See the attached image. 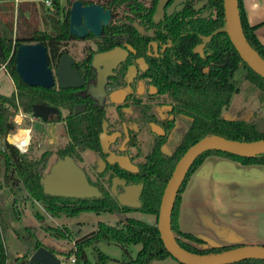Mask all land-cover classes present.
<instances>
[{
	"label": "trees",
	"instance_id": "trees-1",
	"mask_svg": "<svg viewBox=\"0 0 264 264\" xmlns=\"http://www.w3.org/2000/svg\"><path fill=\"white\" fill-rule=\"evenodd\" d=\"M83 1L90 3L93 0ZM98 1L106 7L116 8L123 2L130 3L133 0ZM238 1L243 33L253 48L264 58V44L258 39L254 26L248 23L241 0ZM204 8L207 12L202 15L201 10L193 8L188 3L182 6L181 10L168 15L162 20L161 26L154 31L153 38L159 43V49L155 54L147 56L149 67L146 75L158 87L159 92L169 99L173 106L172 113L177 119L182 120L183 125L173 128V120H169L166 134L161 137L155 135L149 140L146 152L137 162V171H126L118 165L108 168L113 170L110 175L119 174L126 177L130 183H143L139 195L141 205L132 208L122 206L116 195L110 191V187L100 181L92 180L89 176V181L101 192L99 197L68 198L45 194L40 183L42 172L39 169L43 170L47 152L43 151L40 157L32 158L22 152L16 144L8 141L9 132L15 129L12 117L20 107L23 111L31 113L32 104L37 102L69 107L75 98L72 91L64 92L63 89L54 86H33L25 83L15 68L14 55L17 45L22 42L41 41L47 46L49 64L55 65L62 54L60 40L71 39L74 36L69 32L70 7L62 10L57 8L52 15L44 12L46 15L43 18L51 30L47 31L34 24L38 13L34 1L0 0V67L5 65L15 86L9 94L0 92V139L2 140L0 161L3 163L4 185L13 195L16 193V187L25 192V197L41 202L54 219H60L61 216L75 218L84 212L123 216V219L118 217L114 223L97 220L91 225L93 229L76 238H73L71 231L63 223L56 227L48 226L47 229L51 231L53 237L63 238L70 243V249L64 252V255L68 259L74 256L75 263L105 264L109 258L97 248L99 242L115 243L122 248L124 256L120 264H149L154 260L172 257L160 238L157 218L164 187L179 157L189 145L211 133L239 140L264 138V77L241 58L224 31L213 34L205 43L203 56L193 50L200 41L199 34L211 33L224 21L223 0H208ZM27 10H29L28 15ZM59 11L63 12L62 17L58 16ZM144 17L149 20V15ZM116 28L118 25L113 27L109 24L103 32L109 34ZM125 30L129 33L135 32L133 34L137 36L133 27ZM143 38L142 41H138L137 47L142 48L141 51L145 53L148 36ZM133 44L136 45L135 42ZM89 62L90 56L87 55L77 61L74 67H81L80 73L87 77L91 74ZM248 87L255 90V105L250 104L249 97L245 93L240 102L233 104L235 95ZM38 119L42 123L46 122L41 118ZM61 119L58 113L50 120ZM64 119L69 139L66 145L57 148L56 152L59 156L70 155L76 160L81 158V151L86 148L95 151L101 149L98 134L102 129L103 115L96 110V107L88 108L87 111L79 114L70 111ZM130 139L129 144L137 146L134 155H140L139 137L130 134ZM163 145L167 146L168 151L163 149ZM210 154L226 156L242 163H264V153L247 157L208 149L196 157L181 183L171 214V228L178 244L195 254H212L242 245L211 246L202 238L189 232H182L178 228L180 195L191 173ZM18 198L14 196L9 204L15 220L21 219L23 214ZM136 212L154 216V222L148 223L138 219L133 216ZM35 215L38 218L44 217L40 212H36ZM1 217L0 202V264H10L4 239V229L7 224ZM24 230L30 234L29 239L33 240L27 245L24 254L16 257L12 264H27L29 256L39 246H45L37 238L36 233H32V228L24 226ZM20 237L22 239L25 237V241L27 239L25 235ZM137 244L140 247L132 257L129 246ZM89 247H92L97 254L98 260L94 263H91L86 255V249ZM51 251L56 252L52 248ZM231 264H264V260L247 259Z\"/></svg>",
	"mask_w": 264,
	"mask_h": 264
},
{
	"label": "water",
	"instance_id": "water-1",
	"mask_svg": "<svg viewBox=\"0 0 264 264\" xmlns=\"http://www.w3.org/2000/svg\"><path fill=\"white\" fill-rule=\"evenodd\" d=\"M161 2L159 0L158 9ZM174 4V3H173ZM168 8L170 13L173 6ZM224 21L222 25L216 27L211 33L199 35L202 39L193 50L203 56L202 47L213 34L224 31L227 33L232 44L238 51L241 58L258 74L264 77V58L253 48L246 39L240 18V8L238 0H223ZM111 12L102 5L91 2L84 4L83 0H73L69 10V32L73 35L85 36L88 31L95 34L101 32L102 26L107 24ZM156 46V42L153 41ZM128 49L134 50L130 45ZM128 50L121 46H116L104 51H96L91 58V65L96 68L97 89L101 93L107 76L112 73V69L120 61L125 60ZM137 62L142 69L147 66L143 57H138ZM15 68L21 79L29 85H40L51 87L57 82L61 87H77L82 85L83 77L73 68L74 58L69 53H62L55 69L49 65L47 46L41 41L22 42L17 45L14 55ZM136 64L128 66L126 72V85L113 90L110 93L111 99L121 102L129 90V84L137 73ZM32 114L46 121L49 114L58 112V108L42 102L33 103ZM84 110L82 105L76 108L75 112ZM152 129L158 134L164 131L156 124H152ZM114 133L107 135L100 133V142L107 146V138L112 140ZM8 141L13 142L10 135ZM14 143V142H13ZM124 144V143H123ZM122 144V148H123ZM208 149H217L230 152L240 156L252 157L264 153V138L254 140H239L227 138L223 135L211 133L202 136L197 141L187 147L179 157L169 176L159 204L157 227L160 238L170 255L181 264H231L247 259L264 260V245H239L221 252L212 254H195L183 249L177 242L171 228V214L181 183L193 161L202 152ZM109 162L114 159L121 168L131 172L137 171V165L131 161L127 154L117 155L110 151L106 156ZM105 161L100 159L98 171L104 168ZM41 172V168L39 169ZM40 183L45 194L68 198H91L99 197V188L91 183L86 171L70 155L59 157L53 165V170L40 176ZM117 185L123 187V191L117 193ZM143 183H126L125 179L118 176L112 178L111 191L116 195L118 202L122 206L132 208L140 207L139 195ZM27 264H61L57 255L46 246H39L28 258Z\"/></svg>",
	"mask_w": 264,
	"mask_h": 264
},
{
	"label": "rangeland",
	"instance_id": "rangeland-1",
	"mask_svg": "<svg viewBox=\"0 0 264 264\" xmlns=\"http://www.w3.org/2000/svg\"><path fill=\"white\" fill-rule=\"evenodd\" d=\"M51 1L52 5L49 8L45 7L43 1H39V3L36 4L38 13L36 16L37 18L34 19L36 21L34 24L36 23L40 29L47 31L51 30L49 24L45 21V18H43L45 17L44 15H46L45 13H50L52 15L57 8L61 10L67 9L70 6L71 0ZM56 4L58 5L56 6ZM59 13L60 15L58 16H61V13L63 14L62 11H59ZM26 14H29V10L26 11ZM60 41V50L63 49L64 52L69 53L78 60L82 59L88 47L92 49L96 47L93 40L88 38H69L61 39ZM51 67L53 70L55 69L53 63L51 64ZM14 87L13 80L10 78L9 73L1 67L0 92L9 94L13 91ZM244 93L249 97L250 104L255 105L256 95L255 90L252 87L242 89L235 95L232 103L240 102ZM113 109L114 107H107L106 110L109 114L108 119H115L116 114ZM65 112L66 110H63V113ZM12 119L15 122V129L9 132L10 137H19L20 143L27 142L26 149L22 152L27 153L29 157L38 158L43 151H46L47 157L42 174L52 171L54 163L60 157L56 152L57 148L62 147L68 140L64 123L62 121H46L42 123L38 117L33 116L30 111H23V108L21 107L16 110ZM175 125L182 126V120H176ZM22 133L25 136H21ZM1 141L2 140L0 139V145ZM141 141L143 140L141 139ZM141 145L144 146L143 150L146 151L147 147L144 141ZM163 149L168 151L166 145H163ZM102 154L103 153H100L99 155V153L87 149L82 153L81 159L78 161L79 165L86 169L92 179L98 180L100 177L104 179L107 175V173H105L103 176H98L96 171L97 161L100 157L104 156ZM2 169L3 163L0 161L1 219H3L2 221H6L7 224V227L4 229V239L10 264L13 263L16 257H20L24 254L27 245L33 240L29 239L30 234L24 230V226L32 228V233H36L37 238H39L47 248H52L56 251L55 254L60 259L61 264H83L72 263L70 259L66 258L64 252L69 251L70 243L66 242L63 238L53 237L51 231L47 229V227H56L63 223L71 231L73 238H76L93 229V226H91L92 223L77 224L74 221L75 218L61 216L60 219H55L58 223V225H55L50 219L47 220V217L38 218L35 215L36 212H39L38 208L35 207L32 202L33 200L30 197H25L26 194L24 191L15 187L16 193L13 195L9 188L4 185ZM260 170L264 172V168H260ZM228 173L229 172H226L225 174L228 175ZM226 181L227 182L224 184L232 196L227 195L223 201L220 200L218 202L216 207L214 204H210L207 205L205 211H203V209L197 211V214L200 213V215H203L202 218H199L200 220H197L196 222L201 235L206 234V236L209 237V240L206 243L211 246H226L230 244L264 245V174H258L257 170H248L246 172L243 170V173H239L238 178ZM105 183V185L110 187L108 182L105 181ZM14 196L19 197L17 199L19 203H17L20 204L23 212L21 219L18 220L13 218L12 212H10L9 209V204ZM202 211H207L208 214L202 213ZM91 216L92 217L89 218H92L94 222L98 219H102L114 223L118 217L123 219L122 215L102 214L100 215V218L99 215L92 213ZM133 216L148 223L154 222V216L147 213L136 212ZM82 218L83 217H80V220ZM83 219H87V217ZM23 235L26 236V241L25 237L24 239L20 237ZM71 244H73V242H71ZM139 247V244L129 246V251L132 257L136 255ZM97 248L104 254L108 255L109 259H121V257L124 256L122 248L115 243L106 244L99 242ZM86 255L91 263L98 260L96 251H94L92 247L86 249Z\"/></svg>",
	"mask_w": 264,
	"mask_h": 264
},
{
	"label": "flooded vegetation",
	"instance_id": "flooded-vegetation-1",
	"mask_svg": "<svg viewBox=\"0 0 264 264\" xmlns=\"http://www.w3.org/2000/svg\"><path fill=\"white\" fill-rule=\"evenodd\" d=\"M163 1H164L163 3L161 2L160 9H158L159 0H146V1L133 0L130 3L129 1H127L121 3V5L116 8L106 7L104 4H102L101 1L93 0L92 2L98 3L102 5L105 9L110 10L111 15L107 24L102 26L101 32L99 34H95L91 31H88L85 36L73 35L74 36L73 38L92 39L96 45V47L93 49L88 47V49H86L84 56L82 57L83 59L87 55L90 56L89 69L91 74L88 75L87 77L86 75L81 74L80 73L81 67H77L79 68V70L76 67H74V64L81 59L78 60L73 57L74 62L72 66L77 71V73L81 77H83L82 85L77 87H61L57 82L55 83V85H53L56 88L63 89L64 92L72 91L75 94L74 95L75 98L74 100L71 101L72 103L69 107L65 105L56 106L59 109L58 112L54 114H49V116L50 115L54 116L55 114L59 113L62 118L59 121L60 122L62 121L64 123V126H65L64 117H66L67 114L70 113V111H72V113L79 114L87 111L88 108L91 109L94 106L96 107V110L100 111L101 114L103 115L102 129L98 134V140L101 149L99 151H95L86 148L81 151V156L82 153L87 149L99 153V155L100 153H103L102 155L104 156L99 158V160L97 161L96 168L98 169V163L100 159H104L105 161L104 168L101 172H99L97 169L96 171L98 176H103L105 173H107V175L104 179L100 177L97 181H100L103 184H106L105 181L108 182L110 184V191H111L112 178L114 176H118L122 179H125L126 183H130L127 181L126 177H122L119 174L110 175V173L113 170L112 169L109 170L108 168L115 165L119 166V164L115 159L112 162H109L107 160L106 156L109 154L110 151L115 152V154L117 155L127 154L131 159V161L137 165V162L143 157L144 153L146 152L143 150L144 146L141 145L143 141L145 142L146 147L148 148L149 140H151L155 135L158 137L164 136L166 134L167 128L169 127V120H173V124H172L173 128L177 126L175 124H176V120L178 119L172 113L173 106L170 103L169 99L159 92L158 87L151 81L150 77L146 75L147 69L149 67L147 56H151L155 54L156 51L159 49V43L157 42V40L153 38V34L155 29L161 26L162 20H164L168 15H172L179 9L181 10V7L187 5L188 3H190L193 8L201 10V14L203 15L207 12L204 6L206 5L208 0H163ZM83 3L87 4L84 1ZM171 4H173V6L171 8L170 13H168V8ZM144 15H149L148 17L149 20H146ZM109 24L110 25L112 24L113 27L114 25H118V28L112 30L109 34H106L103 31L105 30V27L108 26ZM128 27H133L137 32V36L133 34L135 33L133 31H132L133 33L131 32L129 33V31L127 32L125 29H127ZM145 36H148V39L146 40V44H145V53H143L141 51L142 48L138 49L137 44L138 41H142L144 39L143 37ZM201 40L202 39L200 38V41L198 43H200ZM153 41L156 42V46L153 44ZM133 42H135L136 45H134ZM128 45H130L134 50L132 51L128 49ZM204 45L202 47V50L204 48ZM116 46H121L123 48H126L128 50V54L125 60L117 63V65L112 69V73L107 76L106 82L103 85L101 93H98V89L96 87L97 71L96 68L91 65L92 55L96 51H104ZM62 53H64L63 49H62ZM138 57L144 58L147 64L145 69H142L139 66L136 60ZM132 63L136 64L138 69L137 73L129 84L130 87L125 98L121 102H115L111 99L110 93L113 90L124 87L126 85L127 68ZM57 64H55L54 67L55 69ZM55 69L53 70V72L55 75V79L57 80ZM82 105L84 106V110L76 113L75 109L80 108ZM107 107L108 108L114 107L113 110L116 114L114 120L108 119L109 114L107 113L106 110ZM63 110H66V112L63 113ZM52 116H50L46 121L47 122L51 121L50 119ZM153 123L161 127L164 133L158 134L155 131H153L152 129ZM101 132H105L107 135L114 133V137L112 140L107 138L108 144L106 147L102 145L100 142ZM130 134L132 136H138L140 139L139 149L141 151V154L138 156L134 155L137 152V146L129 144L131 140ZM141 139L143 141H141ZM66 143L64 145H66ZM122 144H123V148H122ZM80 159H76V160L74 159V160L78 163ZM81 167L86 171V169L83 166ZM137 169H138V165H137ZM86 174L87 177L88 176L90 177L87 171ZM122 191H123V187L121 185H117V193H120Z\"/></svg>",
	"mask_w": 264,
	"mask_h": 264
},
{
	"label": "crops",
	"instance_id": "crops-1",
	"mask_svg": "<svg viewBox=\"0 0 264 264\" xmlns=\"http://www.w3.org/2000/svg\"><path fill=\"white\" fill-rule=\"evenodd\" d=\"M32 1L38 4L40 0ZM241 4L248 23L254 26L258 39L264 44V0H241ZM21 136L25 135L22 133ZM260 168H264V163H242L238 160L222 155H207L191 173L184 190L180 195V206L177 217L178 228L182 232H189L199 238H202L205 242H208L209 237H207L206 234L201 235L199 227L196 225L197 220H200L199 218H202L203 216L200 215V213L197 214V211L202 209L205 211L207 205L210 204H214L216 207L218 202L220 200L223 201L227 195L232 196L224 184L227 182L226 180L238 178L239 173H243V170L244 172L248 170H257L258 174H264ZM226 172H229L228 175L225 174ZM32 202L34 204V200ZM203 211L202 213L208 214L207 211ZM91 215L92 213L90 214L88 212L81 213L75 217L74 221L77 224L93 223V219L89 218L92 217ZM80 217H87V219L82 218L83 220H80ZM99 217L101 218L100 215ZM122 258L123 257H121V259H108L105 264H120ZM149 264L181 263L172 257H167L163 260L151 261Z\"/></svg>",
	"mask_w": 264,
	"mask_h": 264
},
{
	"label": "built area",
	"instance_id": "built-area-1",
	"mask_svg": "<svg viewBox=\"0 0 264 264\" xmlns=\"http://www.w3.org/2000/svg\"><path fill=\"white\" fill-rule=\"evenodd\" d=\"M38 1V0H37ZM40 1H43V3L45 4V7H47V8H49L52 4V1L51 0H40ZM2 68H4L5 70H6V68H5V65L3 64L2 66H1ZM0 67V68H1ZM14 144H16L15 142H14ZM26 144H27V142L26 143H21V144H19V145H17V147L21 150V151H24L25 149H26ZM34 204L36 205V207L38 208V211L42 214V215H44V218L45 217H47L48 219L47 220H51V221H53V223L55 224V225H58V223L56 222V220L50 215V213L49 212H47V210L44 208V206H42L41 204H40V202H38L37 200H34ZM76 248L74 247V250H75ZM70 261L72 262V263H75V258H74V256H71L70 258Z\"/></svg>",
	"mask_w": 264,
	"mask_h": 264
},
{
	"label": "bare ground",
	"instance_id": "bare-ground-1",
	"mask_svg": "<svg viewBox=\"0 0 264 264\" xmlns=\"http://www.w3.org/2000/svg\"><path fill=\"white\" fill-rule=\"evenodd\" d=\"M11 139H12V141H14L17 145H19V144H21L19 141H20V139H19V137H14V136H12L11 137ZM18 139V140H17Z\"/></svg>",
	"mask_w": 264,
	"mask_h": 264
}]
</instances>
